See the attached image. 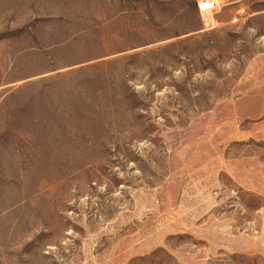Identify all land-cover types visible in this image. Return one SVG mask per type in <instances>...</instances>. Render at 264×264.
I'll return each mask as SVG.
<instances>
[{
    "label": "rangeland",
    "instance_id": "obj_1",
    "mask_svg": "<svg viewBox=\"0 0 264 264\" xmlns=\"http://www.w3.org/2000/svg\"><path fill=\"white\" fill-rule=\"evenodd\" d=\"M245 1L0 0V264H264Z\"/></svg>",
    "mask_w": 264,
    "mask_h": 264
},
{
    "label": "built area",
    "instance_id": "obj_2",
    "mask_svg": "<svg viewBox=\"0 0 264 264\" xmlns=\"http://www.w3.org/2000/svg\"><path fill=\"white\" fill-rule=\"evenodd\" d=\"M196 9L205 29L213 27L211 18L217 10V0H195Z\"/></svg>",
    "mask_w": 264,
    "mask_h": 264
},
{
    "label": "crops",
    "instance_id": "obj_3",
    "mask_svg": "<svg viewBox=\"0 0 264 264\" xmlns=\"http://www.w3.org/2000/svg\"><path fill=\"white\" fill-rule=\"evenodd\" d=\"M249 3H247V1L245 0H225V4H224V8H223V12L220 15V17H229V14L232 10L234 9H243L244 7H246ZM226 5V6H225Z\"/></svg>",
    "mask_w": 264,
    "mask_h": 264
}]
</instances>
